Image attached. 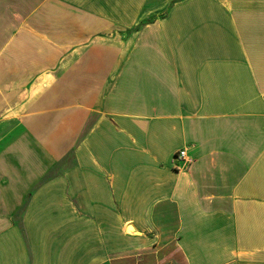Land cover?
<instances>
[{
	"label": "crops",
	"instance_id": "crops-1",
	"mask_svg": "<svg viewBox=\"0 0 264 264\" xmlns=\"http://www.w3.org/2000/svg\"><path fill=\"white\" fill-rule=\"evenodd\" d=\"M0 264H264V0H0Z\"/></svg>",
	"mask_w": 264,
	"mask_h": 264
},
{
	"label": "built area",
	"instance_id": "built-area-1",
	"mask_svg": "<svg viewBox=\"0 0 264 264\" xmlns=\"http://www.w3.org/2000/svg\"><path fill=\"white\" fill-rule=\"evenodd\" d=\"M174 161L181 163L182 167H186L190 163V160L187 159L185 150L179 151L175 156Z\"/></svg>",
	"mask_w": 264,
	"mask_h": 264
}]
</instances>
